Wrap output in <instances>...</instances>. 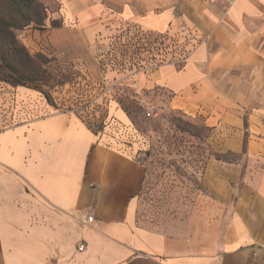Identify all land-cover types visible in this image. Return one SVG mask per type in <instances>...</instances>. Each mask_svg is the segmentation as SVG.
<instances>
[{
	"label": "crops",
	"instance_id": "1",
	"mask_svg": "<svg viewBox=\"0 0 264 264\" xmlns=\"http://www.w3.org/2000/svg\"><path fill=\"white\" fill-rule=\"evenodd\" d=\"M58 2L85 38L114 24L190 37L181 65L136 89L200 119L235 159L211 160L207 191L156 226L141 219L147 173L132 150L73 113L39 115L37 91L0 82V264H264V0Z\"/></svg>",
	"mask_w": 264,
	"mask_h": 264
},
{
	"label": "rangeland",
	"instance_id": "2",
	"mask_svg": "<svg viewBox=\"0 0 264 264\" xmlns=\"http://www.w3.org/2000/svg\"><path fill=\"white\" fill-rule=\"evenodd\" d=\"M39 1L44 22L14 31L29 57L0 43V82L37 91L39 115L73 113L109 142L132 150L147 173L143 221L157 226L164 216L184 215L196 193L207 191L204 176L210 161L235 158L213 151L211 132L200 119L164 105H146L143 97L152 95H141L136 86L166 63L181 65L191 38L154 36L126 24L100 31L92 27L96 33L85 38L72 30L76 24L62 21L58 0ZM0 18L21 22L7 0H0ZM118 111L130 123L123 124Z\"/></svg>",
	"mask_w": 264,
	"mask_h": 264
},
{
	"label": "trees",
	"instance_id": "3",
	"mask_svg": "<svg viewBox=\"0 0 264 264\" xmlns=\"http://www.w3.org/2000/svg\"><path fill=\"white\" fill-rule=\"evenodd\" d=\"M7 1L16 9L21 22L15 24L9 20L0 18V43L6 44L8 51L23 52L29 57L25 47L19 42L14 31L32 23L36 25L42 24L44 22L42 13L45 11V7L39 0Z\"/></svg>",
	"mask_w": 264,
	"mask_h": 264
},
{
	"label": "built area",
	"instance_id": "4",
	"mask_svg": "<svg viewBox=\"0 0 264 264\" xmlns=\"http://www.w3.org/2000/svg\"><path fill=\"white\" fill-rule=\"evenodd\" d=\"M88 222H93V217H89V218H88ZM84 249H85L84 246H80V247H79V250H80V251H83Z\"/></svg>",
	"mask_w": 264,
	"mask_h": 264
}]
</instances>
